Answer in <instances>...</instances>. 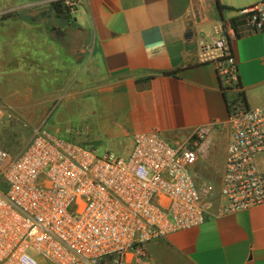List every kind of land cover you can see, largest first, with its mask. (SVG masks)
<instances>
[{"label":"built area","instance_id":"built-area-1","mask_svg":"<svg viewBox=\"0 0 264 264\" xmlns=\"http://www.w3.org/2000/svg\"><path fill=\"white\" fill-rule=\"evenodd\" d=\"M79 1L54 3L67 16ZM238 16L240 32L264 31V3ZM230 29L220 24L197 44L230 96L220 183L198 184L192 172L206 129L174 145L158 131L136 134L128 156L101 158L35 127L21 149L0 146V264H153L149 243L264 204V103L249 108L240 95Z\"/></svg>","mask_w":264,"mask_h":264},{"label":"crops","instance_id":"crops-1","mask_svg":"<svg viewBox=\"0 0 264 264\" xmlns=\"http://www.w3.org/2000/svg\"><path fill=\"white\" fill-rule=\"evenodd\" d=\"M20 1L13 10L38 3L30 10L34 11L56 0ZM218 3L225 7L223 12ZM262 3L79 1L75 13L67 16L92 46L99 75L86 96L97 137L91 141L87 137L84 143L118 142L128 156L136 134L158 131L174 145L188 140L196 129H206L209 134L201 145V156L192 167L198 182L200 173L208 170L206 163L215 149L213 137L222 132L228 142L230 96L221 89L215 65L200 60L197 44L220 24L229 29L238 11ZM229 36L246 105L256 108L264 103V31L245 34L230 29ZM225 154L226 149L223 164ZM147 251L153 264H264V204L210 217L198 227L149 243Z\"/></svg>","mask_w":264,"mask_h":264},{"label":"rangeland","instance_id":"rangeland-1","mask_svg":"<svg viewBox=\"0 0 264 264\" xmlns=\"http://www.w3.org/2000/svg\"><path fill=\"white\" fill-rule=\"evenodd\" d=\"M20 2L0 4V144L17 150L27 142L31 129L44 125L55 137L91 146L101 158L107 153L125 158L118 142L95 139L96 144L84 143L87 137L90 141L97 137L86 96L99 76L86 37L71 18L65 15L66 23H62L52 9L44 17L29 20L28 11L13 10ZM53 28L64 36L57 37ZM213 138L215 149L208 168H203L208 170L200 173L198 182L217 186L227 140L222 132Z\"/></svg>","mask_w":264,"mask_h":264},{"label":"water","instance_id":"water-1","mask_svg":"<svg viewBox=\"0 0 264 264\" xmlns=\"http://www.w3.org/2000/svg\"><path fill=\"white\" fill-rule=\"evenodd\" d=\"M53 10L57 17L61 18V20H64L65 16V9L61 3H56L53 7H43L41 9H37L34 11H30L25 13V17L30 18L31 20L37 19L39 16H46V14L49 12V10ZM53 30H56V28H53ZM57 37H63L64 33H61L59 31H56Z\"/></svg>","mask_w":264,"mask_h":264},{"label":"trees","instance_id":"trees-1","mask_svg":"<svg viewBox=\"0 0 264 264\" xmlns=\"http://www.w3.org/2000/svg\"><path fill=\"white\" fill-rule=\"evenodd\" d=\"M218 10L220 11V12H223V10H225V7L224 6H222V5H220L219 3H218ZM239 12V11H238ZM11 17H13V16H7V17H4V19H8V18H11ZM243 21H244V17H242V16H238V17H236V18H234V19H232V20H230V27L233 29V30H238V25L239 24H241V23H243ZM239 85L241 86V84L239 83ZM241 96H242V98H243V101H244V103L246 104V101H245V95H244V93H241L240 94ZM0 146H2V144H0ZM4 149H6V150H8L7 148H5L4 146H2ZM22 147H19L17 150H19V149H21ZM17 150H14V151H17ZM8 151H10V152H14V151H11V150H8Z\"/></svg>","mask_w":264,"mask_h":264},{"label":"flooded vegetation","instance_id":"flooded-vegetation-1","mask_svg":"<svg viewBox=\"0 0 264 264\" xmlns=\"http://www.w3.org/2000/svg\"><path fill=\"white\" fill-rule=\"evenodd\" d=\"M62 23H66V19H64L63 21L62 20H60ZM53 31H55V30H53ZM56 32V31H55Z\"/></svg>","mask_w":264,"mask_h":264}]
</instances>
